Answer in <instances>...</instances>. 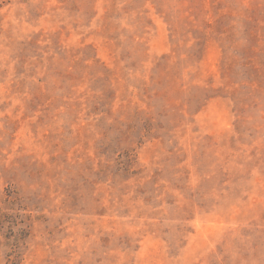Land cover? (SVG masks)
I'll use <instances>...</instances> for the list:
<instances>
[{"label": "rangeland", "instance_id": "rangeland-1", "mask_svg": "<svg viewBox=\"0 0 264 264\" xmlns=\"http://www.w3.org/2000/svg\"><path fill=\"white\" fill-rule=\"evenodd\" d=\"M0 264H264V0H0Z\"/></svg>", "mask_w": 264, "mask_h": 264}, {"label": "trees", "instance_id": "trees-1", "mask_svg": "<svg viewBox=\"0 0 264 264\" xmlns=\"http://www.w3.org/2000/svg\"><path fill=\"white\" fill-rule=\"evenodd\" d=\"M17 250H15V252H16Z\"/></svg>", "mask_w": 264, "mask_h": 264}]
</instances>
